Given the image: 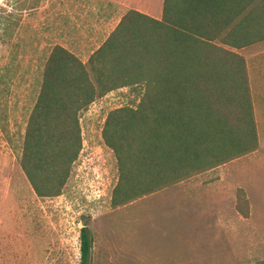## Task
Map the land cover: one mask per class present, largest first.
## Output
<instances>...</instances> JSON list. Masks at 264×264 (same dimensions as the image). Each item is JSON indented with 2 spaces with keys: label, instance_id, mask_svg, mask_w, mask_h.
Masks as SVG:
<instances>
[{
  "label": "rangeland",
  "instance_id": "obj_1",
  "mask_svg": "<svg viewBox=\"0 0 264 264\" xmlns=\"http://www.w3.org/2000/svg\"><path fill=\"white\" fill-rule=\"evenodd\" d=\"M112 8L0 0V264H81L84 220L89 264H264V106L256 149L114 206L120 167L103 127L143 94L142 85L115 89L80 113L82 149L61 193L33 189L20 158L50 50L62 44L87 62L123 13Z\"/></svg>",
  "mask_w": 264,
  "mask_h": 264
},
{
  "label": "trees",
  "instance_id": "obj_2",
  "mask_svg": "<svg viewBox=\"0 0 264 264\" xmlns=\"http://www.w3.org/2000/svg\"><path fill=\"white\" fill-rule=\"evenodd\" d=\"M263 38L264 0H165L160 19L128 10L87 62L55 44L20 158L37 195L66 184L82 149L80 113L125 86L143 94L137 107L112 109L103 127L120 167L114 206L256 149L246 59L224 45ZM84 223L81 264H89Z\"/></svg>",
  "mask_w": 264,
  "mask_h": 264
},
{
  "label": "crops",
  "instance_id": "obj_3",
  "mask_svg": "<svg viewBox=\"0 0 264 264\" xmlns=\"http://www.w3.org/2000/svg\"><path fill=\"white\" fill-rule=\"evenodd\" d=\"M108 2L113 5L112 9L114 11L123 12L118 19H116L113 27L114 29L121 20V17L130 9L141 11L155 18H162L165 0H108ZM224 46L240 53L246 59L257 127V107L264 106V38L251 42L241 48L232 47L230 45ZM243 48L246 49L247 52L241 53L239 51Z\"/></svg>",
  "mask_w": 264,
  "mask_h": 264
}]
</instances>
